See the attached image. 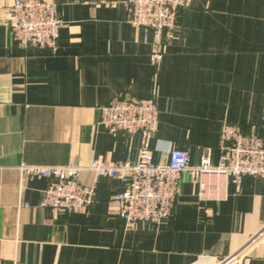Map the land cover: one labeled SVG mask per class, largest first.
<instances>
[{"label":"crops","instance_id":"crops-1","mask_svg":"<svg viewBox=\"0 0 264 264\" xmlns=\"http://www.w3.org/2000/svg\"><path fill=\"white\" fill-rule=\"evenodd\" d=\"M63 24L56 51L21 47L10 36L13 0H0V260L6 264H264V178L229 184L200 200L181 175L170 217L126 225L110 203L122 189L97 178L93 201L54 215L40 207L48 179L20 165L134 162L139 134H110L100 107L115 96L154 99L148 148L186 150L217 164L224 125L263 134L264 0H188L152 58L153 34L131 25L127 0H44ZM89 185L94 175L80 174ZM264 235V234H263ZM257 236V237H256Z\"/></svg>","mask_w":264,"mask_h":264},{"label":"built area","instance_id":"built-area-1","mask_svg":"<svg viewBox=\"0 0 264 264\" xmlns=\"http://www.w3.org/2000/svg\"><path fill=\"white\" fill-rule=\"evenodd\" d=\"M188 0H127L128 21L137 28L151 31L154 49L152 58L160 57L165 33L176 24L178 13ZM63 24L57 6L44 0H13L8 21L10 36L21 47L34 46L56 51L59 30ZM157 122L154 99L133 100L115 96L100 107L98 124L113 136L139 134L142 147L134 162L107 163L94 159L87 166L20 165L21 175L48 179L40 207L54 215L80 212L93 201L97 178L105 176L122 183V189L110 198L126 225L139 221L161 225L171 213L179 192L181 175L190 174L198 185L200 200H221L229 184L237 188L244 177L264 178V116L263 134L251 130L244 133L238 125L226 123L222 129L217 164L205 151L197 165L189 164L186 150L160 145L162 162H155L148 148ZM90 171L92 184L81 183L80 174ZM264 229L258 233L261 236ZM256 236V237H257ZM0 264H6L0 260ZM16 264V263H12Z\"/></svg>","mask_w":264,"mask_h":264},{"label":"rangeland","instance_id":"rangeland-1","mask_svg":"<svg viewBox=\"0 0 264 264\" xmlns=\"http://www.w3.org/2000/svg\"><path fill=\"white\" fill-rule=\"evenodd\" d=\"M264 234V233H263ZM262 234V237H261V239H263L264 238V235Z\"/></svg>","mask_w":264,"mask_h":264}]
</instances>
